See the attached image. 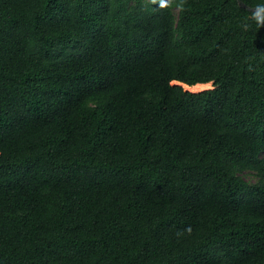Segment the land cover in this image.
Here are the masks:
<instances>
[{
  "label": "trees",
  "instance_id": "obj_1",
  "mask_svg": "<svg viewBox=\"0 0 264 264\" xmlns=\"http://www.w3.org/2000/svg\"><path fill=\"white\" fill-rule=\"evenodd\" d=\"M240 1L0 0V264H264V0Z\"/></svg>",
  "mask_w": 264,
  "mask_h": 264
},
{
  "label": "rangeland",
  "instance_id": "obj_2",
  "mask_svg": "<svg viewBox=\"0 0 264 264\" xmlns=\"http://www.w3.org/2000/svg\"><path fill=\"white\" fill-rule=\"evenodd\" d=\"M171 85H174V86H179L181 87L184 91H188V92H192V93H197V92H200V91H204V90H209V89H212L213 86L211 83H209V85L205 88H201L200 90H197V91H192V90H188V89H185L184 87H182L180 84L178 83H171ZM245 180L249 181V182H252L254 180V178L252 177L251 174H245L244 176Z\"/></svg>",
  "mask_w": 264,
  "mask_h": 264
},
{
  "label": "bare ground",
  "instance_id": "obj_3",
  "mask_svg": "<svg viewBox=\"0 0 264 264\" xmlns=\"http://www.w3.org/2000/svg\"><path fill=\"white\" fill-rule=\"evenodd\" d=\"M175 83H178V82H175ZM180 84L182 87H184L185 89H188V90H192V91H197V90H200L201 88H205L209 85V83H205V84H196L194 86H186L184 84H181V83H178Z\"/></svg>",
  "mask_w": 264,
  "mask_h": 264
},
{
  "label": "water",
  "instance_id": "obj_4",
  "mask_svg": "<svg viewBox=\"0 0 264 264\" xmlns=\"http://www.w3.org/2000/svg\"><path fill=\"white\" fill-rule=\"evenodd\" d=\"M236 1H237L238 5H239L240 7L247 8L245 5H243V3H242L240 0H236ZM247 9H248V8H247Z\"/></svg>",
  "mask_w": 264,
  "mask_h": 264
}]
</instances>
